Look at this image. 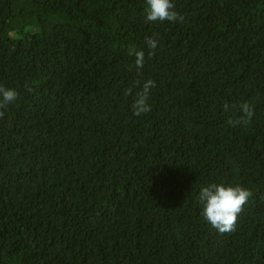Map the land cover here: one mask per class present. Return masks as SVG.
I'll use <instances>...</instances> for the list:
<instances>
[{
	"label": "trees",
	"instance_id": "16d2710c",
	"mask_svg": "<svg viewBox=\"0 0 264 264\" xmlns=\"http://www.w3.org/2000/svg\"><path fill=\"white\" fill-rule=\"evenodd\" d=\"M0 264H264V0H0Z\"/></svg>",
	"mask_w": 264,
	"mask_h": 264
}]
</instances>
